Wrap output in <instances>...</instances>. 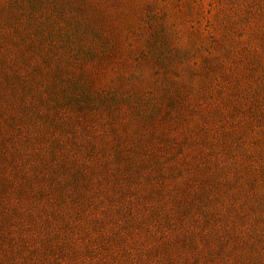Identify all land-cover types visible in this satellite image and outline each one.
I'll return each instance as SVG.
<instances>
[{
    "label": "rangeland",
    "instance_id": "1",
    "mask_svg": "<svg viewBox=\"0 0 264 264\" xmlns=\"http://www.w3.org/2000/svg\"><path fill=\"white\" fill-rule=\"evenodd\" d=\"M0 264H264V0H0Z\"/></svg>",
    "mask_w": 264,
    "mask_h": 264
}]
</instances>
